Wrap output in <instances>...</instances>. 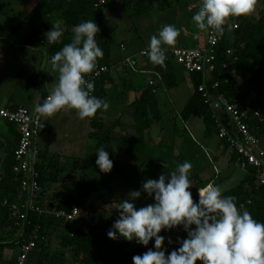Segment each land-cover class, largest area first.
<instances>
[{
  "label": "trees",
  "instance_id": "trees-1",
  "mask_svg": "<svg viewBox=\"0 0 264 264\" xmlns=\"http://www.w3.org/2000/svg\"><path fill=\"white\" fill-rule=\"evenodd\" d=\"M158 1L122 0V16L132 23L134 31H137L133 24L134 17L151 12L155 9V4ZM189 3L191 1L186 5L189 6ZM112 6L110 0H39L14 27L13 32L17 31L20 25L27 24L24 45L37 48L45 46L49 60H51V57L64 44L71 42L74 35L72 30L77 24L93 20L100 29L96 40L104 53L103 58L98 60L97 66L112 67L116 65L118 52L122 50L121 45L124 44V41L116 43L114 40L115 33L119 28L113 22L111 14L107 12ZM57 20L62 21L64 35L60 42L49 43L45 34L51 30L52 24ZM229 23L230 27L226 28L224 35L219 38L215 46L216 69L208 75L201 72L190 73L194 76L195 92L180 113L183 119L192 115L202 118L207 129L217 134V115H220L230 130H233V126L229 124L226 114H220L211 108L202 92L198 90V86L205 83L208 92L214 98L219 92H225L229 97L240 96V78H248L250 83L258 85V89L263 85L260 77L264 73V13L260 14L257 19H251L248 16L232 18ZM235 23L238 24L237 28L233 27ZM138 50L129 53L132 54ZM228 50L231 52L229 53ZM165 64L166 67L153 64L154 69L161 73L163 81L160 82L151 76L150 80H155L156 83L152 85L149 80L148 85L139 90L140 92H137L138 90L135 89L130 78H122L120 82H117L111 75L113 70L103 73L96 79L92 95L106 100L109 104L113 103L115 98L125 101L127 93L131 90L139 93L133 101L135 136L124 138L121 146L127 152H147L148 148L144 145L145 131L155 121H161L163 116L159 90L171 89L178 85L173 60H166ZM256 68L258 69L257 73L250 77ZM214 81L219 82L218 88H213ZM241 105L243 108H248L243 102ZM10 106L17 107L19 105ZM103 112L104 110H99L95 117L90 119L89 138L96 150L102 146L109 153L114 164L110 173L106 174L100 171L96 165L97 158H80L57 152L50 153L47 144L46 147L38 149L39 160L36 167L40 172L39 180L42 190L36 202L44 210H49L52 207L70 210L73 206H79L82 212V221L75 228H72L73 225L66 223L63 218L50 215L47 211L41 214L31 211L24 231L19 232L21 226L14 225L16 208L14 206L21 203L20 175L14 170L16 164L14 152L17 146L4 161H0V249L18 247V242L29 238L33 230L38 227L40 239L37 240L35 248L30 252L26 264H66L67 262L73 264H133L130 260L135 243L128 242L123 238L118 243H114L107 236V232L119 217V212L112 210L111 206L116 200L114 197L116 194L114 190L115 176H120L123 172H130L136 179H139V168L131 166L128 162L118 165L114 160V129L115 126L123 122L117 120L107 123L104 120ZM7 123L15 126L17 130L15 124ZM250 124L255 127L259 136L264 137V121L254 118L250 120ZM17 134L18 144V130ZM224 141L228 144L226 140ZM1 149H3V144L0 145V151ZM233 152L237 160L238 153L234 150ZM75 173H78V182L73 187L74 196L63 194L55 199L53 194L48 193L53 184H64L65 179L71 178ZM256 173L257 169L251 167L247 171L245 179L234 188L223 192V195L236 197L238 207L243 204L255 220L264 223V184L258 182ZM208 183V181H203L201 186L205 187ZM65 226H69L68 233L62 231ZM57 231H60L57 234L60 240L59 246L52 249L51 240ZM13 232L12 237H7V234ZM15 251L9 264L14 263L18 249Z\"/></svg>",
  "mask_w": 264,
  "mask_h": 264
},
{
  "label": "crops",
  "instance_id": "crops-1",
  "mask_svg": "<svg viewBox=\"0 0 264 264\" xmlns=\"http://www.w3.org/2000/svg\"><path fill=\"white\" fill-rule=\"evenodd\" d=\"M27 1L32 2L28 4V7H26ZM38 1L0 0V100L7 102V105L4 106L22 105L34 109L44 95L50 93L58 80V73L52 69L47 48L45 46L37 48L24 45L27 24L20 25L19 29L13 32L14 27L18 24V18L22 20ZM190 1L191 3L187 6L186 3ZM120 3L122 0H115L113 7L107 11L108 14L115 17L117 15L116 10H119V13L122 12L123 8ZM157 3L153 11L134 17L133 24L137 31H134L132 23L124 19L123 16L120 20L122 32H124L120 41H124L128 49L126 51L119 50L115 61L116 67L111 75L117 82H120L122 78L132 79L137 92L148 85L151 76H153L149 71L155 70L153 64L149 59L137 58L136 64L146 72L134 73L121 62L125 56L131 54L130 51L148 47L151 36L158 35L162 26L170 24L180 30L177 43L173 47L205 46L207 44L206 33L198 30L192 21V16L198 11V8H189L197 5L199 0H159ZM4 6L9 7L10 13L14 11L16 6L18 10L13 17L12 13L2 16ZM114 12L116 14H113ZM262 13H264V0H258L255 12L248 17L257 19ZM13 19H15V23ZM173 65L179 83L175 64ZM257 71V68L254 69L250 77H253ZM190 77L194 82V76L191 75ZM260 79L263 85L258 89V85L256 83L250 84L248 78H240V97L249 109H258L264 115V99L257 93L264 87V73ZM247 84L255 85V91H251L253 95L245 91ZM171 91L172 89L166 88L159 90V94L164 93L162 95L166 96L160 97V107L168 102L169 105H174V112L167 121L164 122L162 119L155 121L151 127L146 129L144 136V145L148 148L146 153L127 152L121 147L124 138L135 136L133 119L135 106L133 101L139 93L135 90L129 91L125 101L115 98L113 103L109 104L108 110L103 112L104 120L107 123L117 120L123 122L115 126L114 129V160L118 165H123L127 161L131 166L139 168V179H136L130 172H123L122 175L115 176L114 190L116 194L114 197L116 200L111 205L112 210H117L118 202L127 199L130 191L141 190L142 184L146 180L158 179L161 174L167 176L169 171L174 170L176 164L185 161L192 164L189 179L193 186L190 191L197 203L199 201L198 189L203 188L201 186L203 181L214 183L222 189V192H225L240 184L247 175V171L237 163L233 149L217 133L207 129L206 124L200 126L201 120L203 121L202 118L193 115L187 119L181 117L182 109L195 92V84L194 90L186 99L182 94L176 93V90ZM0 106L3 105L0 104ZM51 119L54 129L49 125L48 120L50 118L44 119L42 123V127L47 126L50 130L51 137L47 142L50 153L57 152L68 156L86 157L84 154L92 144L89 138L90 119L81 120L76 111L67 108L56 113ZM177 121L181 122V127ZM214 134L217 139L213 137ZM17 135L15 126L0 118V145L3 144V149L0 151V161H4L17 146ZM262 145L264 146V137H262ZM37 148L40 149L38 141ZM164 161L168 163V168L163 167ZM133 202L139 208L154 203V198H150L142 192L141 197ZM108 206L110 207V205ZM160 235L165 237L164 248L167 249V253L180 247L178 239L187 238V233L182 227L162 231ZM169 238L172 243L168 242ZM121 239L113 240V242L118 243ZM133 242L135 249L130 260L132 263L134 255H142L149 249L155 250L154 239L149 242L147 247ZM11 260L12 255L8 262Z\"/></svg>",
  "mask_w": 264,
  "mask_h": 264
},
{
  "label": "clouds",
  "instance_id": "clouds-1",
  "mask_svg": "<svg viewBox=\"0 0 264 264\" xmlns=\"http://www.w3.org/2000/svg\"><path fill=\"white\" fill-rule=\"evenodd\" d=\"M257 4L258 0H201L192 21L210 39H218L230 27L232 18L252 15ZM73 32L71 42L64 44L50 60L58 73L57 83L34 109L45 120L65 108L76 111L81 120L91 119L99 110L107 111L110 107L106 100L92 95L94 82L86 79L104 55L96 40L100 29L93 20H87L77 24ZM45 35L49 43L60 42L64 35L62 21L53 23ZM179 35L180 30L170 24L162 26L158 35H152L146 52L150 62L166 67L164 46H175ZM96 153L100 171L110 173L114 164L109 153L102 146ZM163 167H169L166 161ZM191 169L189 161L176 164L167 176L148 179L141 190L130 191L127 199L118 202L119 217L107 236L145 247L154 239L155 250L134 255L133 264H264V223L255 220L243 204L238 207L236 197L224 196L214 183L198 189L197 203L190 191ZM142 192L154 198V203L137 208L133 201ZM180 227L187 238L178 239L180 247L167 253L165 237L160 233ZM168 242L172 243L170 238Z\"/></svg>",
  "mask_w": 264,
  "mask_h": 264
},
{
  "label": "built area",
  "instance_id": "built-area-1",
  "mask_svg": "<svg viewBox=\"0 0 264 264\" xmlns=\"http://www.w3.org/2000/svg\"><path fill=\"white\" fill-rule=\"evenodd\" d=\"M200 3L201 0L197 5L195 4L189 8L193 9L197 7L199 9ZM233 27L237 28L238 24L235 23ZM206 35L207 44L205 46H164L167 56L166 60L181 63L189 73L201 72L206 75L210 74L216 69L215 46L219 38L210 39L207 33ZM121 48L125 51L127 45L124 43L121 45ZM147 49L148 47H143L135 53L125 56L121 63L127 65L134 72H146L138 67L136 60L137 58L148 59L146 55ZM228 52L230 53L231 50H228ZM115 67L116 65L112 67L107 65L97 66L95 71L86 77V79L94 82L95 89L96 79L103 73L114 70ZM149 72L160 82L163 81L159 71L153 70ZM154 83H156L155 80H150V84L153 85ZM219 85L218 81H214L213 88H218ZM198 90L202 92L211 108L215 112H217V109H220V114H226L229 119V124H232L233 130H230L220 115L216 116L218 136L226 140L229 146L238 153L236 161L239 166L246 171L251 167H255L257 169L256 177L258 182L264 184V146L262 145V137L258 135L255 127L250 124V120L254 118L259 121H264L263 113L258 109L243 108L240 96L229 97L225 92H219L217 97L213 98L208 92L205 83H201L198 86ZM49 94L44 95L38 105L42 104ZM34 109L22 105L17 107L0 106V118L6 122L15 124L19 133L18 144L14 152L16 160L14 170L20 175L21 180V203L14 206L16 207L14 211V225L21 226L19 232L24 231L31 211H37L40 214L47 211L50 215L63 218L66 223H70L71 225L79 219H82V212L79 206H73L70 210L56 207L44 210L36 202L42 190L39 180L40 172L36 166L39 160L37 141L44 118L38 117ZM248 201L250 202V200ZM38 239H40V235L39 229L36 227L29 238L24 239L20 243L18 242V252L13 264H26L29 254L35 248Z\"/></svg>",
  "mask_w": 264,
  "mask_h": 264
},
{
  "label": "rangeland",
  "instance_id": "rangeland-1",
  "mask_svg": "<svg viewBox=\"0 0 264 264\" xmlns=\"http://www.w3.org/2000/svg\"><path fill=\"white\" fill-rule=\"evenodd\" d=\"M114 1L115 0H110V5L111 6L113 5V2ZM29 3H32V2L31 1H27V6L26 7H28V4ZM120 4L122 6V3H120ZM157 4L158 3L155 4V8H156ZM122 8H123V6H122ZM17 10H18V7L16 6L14 8V11L11 12L12 13L11 14L9 7H5L4 6L3 12H2V16H6V15H10L11 14L12 17H13L14 13ZM25 10H26V8H25ZM116 11H117V15H115V17H113L112 15L111 16L113 17V22L116 23L115 25L118 28L120 27L118 29V31L115 33V36H114V40L117 43L118 41H120L123 38L124 32H122V28H121V24H120V20L122 19V12H120L121 13L120 14L119 13V10H116ZM113 14H116V13L114 12ZM13 20H14V23H15V19H13ZM20 20H21V18L20 19L18 18V22L17 23H19ZM174 64H175V67H176V73H177V77L179 79V83H178V87L176 86V87L171 88V89H172V91H175L176 90L175 91L176 93L182 94L183 96H185V99H186V98L189 97V95H191L192 91L194 90V82L192 81V79L190 77L191 76L190 73L184 68V66L181 63L175 61ZM250 84H247V87L245 88V91H248V94L253 95V93L251 91H255L254 90L255 89L254 88L255 85H250ZM257 93H258V95L261 96V98L264 99V87H262ZM162 94H164V93H160L159 96L160 97H166V96H164ZM0 104L4 106V105H7V102L4 101V100H0ZM161 108H162V113H163L162 114L163 115L162 116L163 117L162 118V121L165 122V121H167V119L171 115H173L174 105L173 104L169 105L168 102H167L164 105H161ZM263 108H264V105H263ZM166 111L168 112L167 114L165 113ZM169 112H172V113L169 114ZM48 121H49V125L51 126V128L54 129V124L52 122V119L50 118V120H48ZM177 124L179 125V127H181V125H180L181 122L180 121H177ZM204 124H205L204 121L201 120L200 126L202 127V126H204ZM198 131L200 132V129H198ZM50 137H51L50 130H48V127L47 126H43L41 128V130H40V134H39V137H38V139H39L38 140V147L39 148L46 147V144H47L48 139ZM213 137L215 139H217V136L215 134L213 135ZM96 151L97 150L94 148V145L92 143L88 147L87 152H85L84 156H86L87 158H97ZM124 163H127V161H125ZM77 182H78V173H75L71 178L65 179L64 184H62V183H57V184L55 183V184H53L52 187H51V189H50V191L48 193L49 194H53L55 196L54 197L55 199H56V197L61 196L63 194H65V195L68 194L70 196H72V195L74 196L73 187L76 186ZM81 221H82V219H79L78 221H76L73 224L72 228H75L76 226H78L79 224H81ZM68 228H69V226H65L62 229L63 233H68V231H69ZM60 231H57L55 233V235L53 236L52 240H51V247H52V249H56L59 246L60 240H59V235H57V234H59ZM13 234H14V232L11 233V234H7V237H12ZM17 249H18L17 246H15L13 248L12 247H6L5 249H0V264H9V262H8L9 257H11V255L13 256V254L16 252L15 250H17ZM66 264H73V263L67 262Z\"/></svg>",
  "mask_w": 264,
  "mask_h": 264
},
{
  "label": "water",
  "instance_id": "water-1",
  "mask_svg": "<svg viewBox=\"0 0 264 264\" xmlns=\"http://www.w3.org/2000/svg\"><path fill=\"white\" fill-rule=\"evenodd\" d=\"M217 112H218V113H221V110H220V109H217Z\"/></svg>",
  "mask_w": 264,
  "mask_h": 264
}]
</instances>
